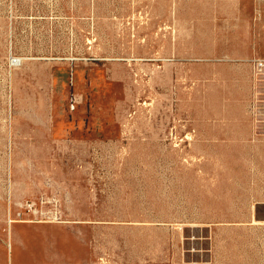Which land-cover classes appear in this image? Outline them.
<instances>
[{"label": "rangeland", "instance_id": "rangeland-1", "mask_svg": "<svg viewBox=\"0 0 264 264\" xmlns=\"http://www.w3.org/2000/svg\"><path fill=\"white\" fill-rule=\"evenodd\" d=\"M0 264H264V0H0Z\"/></svg>", "mask_w": 264, "mask_h": 264}]
</instances>
